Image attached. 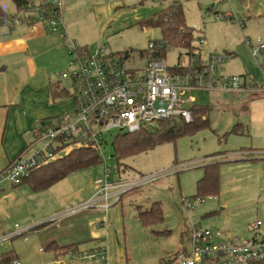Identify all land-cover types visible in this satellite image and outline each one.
<instances>
[{
    "label": "rangeland",
    "instance_id": "rangeland-1",
    "mask_svg": "<svg viewBox=\"0 0 264 264\" xmlns=\"http://www.w3.org/2000/svg\"><path fill=\"white\" fill-rule=\"evenodd\" d=\"M40 1L32 0L34 5ZM74 1L62 0L67 5L62 11L67 10L63 18L66 25L76 26V31L84 36L82 40L75 38L76 43L87 46L90 51L105 45L109 53L128 52L133 61L126 60L128 67L141 65L142 62L137 63L140 52L148 47L149 42L162 40L159 27H142L139 22L149 20L157 11L176 1L182 7L184 22L192 28L195 55L205 58L209 54L225 56L226 53H234L223 63L221 74L239 76L241 84L243 78L257 86L263 84L261 67L252 57L244 37L253 44L257 39L264 41V0ZM213 4L219 11L230 12L237 21H242V27L227 17L215 20L208 14V8ZM94 5L105 6L100 8L106 17L102 30L95 21ZM0 7L9 15L16 11L12 0H0ZM198 36L203 37V43H199ZM179 53H182L181 62L189 56L183 49L168 48L164 58L166 63L170 66L175 64ZM67 71H70L68 65ZM61 86L70 89L69 78L62 79ZM262 94L264 92L250 95L241 92L235 96L227 91L193 90L186 95L195 99L193 104L206 107L205 121L197 122L198 127L194 131L182 133L174 141L121 158L114 155L112 142L124 131L105 132L101 135L99 147L101 162L75 171L59 181L56 185L60 186L59 194L61 197L65 192L71 197L91 194L95 191L94 180L103 177L106 167L110 170L111 181L163 172L153 181L125 193L121 203L112 204L109 208L120 217L128 264H164L165 260L172 258L178 246L185 243L191 224L221 231L226 238L249 237L254 230L264 236V156L243 149L250 147L253 140L261 135L256 127L259 126L257 121L264 119V98L249 96ZM245 103L250 104L246 112ZM251 121L256 123V127L250 126ZM151 125L156 127L158 124ZM207 164H216V194L203 196L201 203H195L191 210H187L183 200L195 201L197 197L194 196L200 194L197 182L204 176ZM1 188L6 192L3 193ZM20 190L6 181L0 183V236L14 224L24 227V217L31 215L33 201L28 202ZM154 203L158 204L161 215L155 213L156 218L150 219L146 214V218L141 220L138 213L150 211ZM256 221L260 226L252 229L250 223ZM13 246L22 264L81 263V259L74 255L59 256L54 260L52 252L44 250V254H39L37 248L34 252L20 253L21 249L28 248L24 242H13ZM85 248L81 246L80 249ZM42 257L45 258L40 260Z\"/></svg>",
    "mask_w": 264,
    "mask_h": 264
},
{
    "label": "built area",
    "instance_id": "built-area-1",
    "mask_svg": "<svg viewBox=\"0 0 264 264\" xmlns=\"http://www.w3.org/2000/svg\"><path fill=\"white\" fill-rule=\"evenodd\" d=\"M63 7L62 0H42L39 4L31 3L20 8L12 15L0 17V25L9 27L27 20L45 21L52 33L59 32L67 40L68 53L72 55L68 62L70 71H63L60 76L69 78L74 100L72 109L62 114L55 123L37 122L33 126L32 143L0 171V183L6 181L10 185H17L35 168L60 157L73 147L91 146L99 153L101 135L111 130L135 132L162 121L190 123V108L195 99L186 94L193 90L264 92V41L257 39L253 44L248 37H244L252 57L261 67V86H247L243 82L241 84L239 76L221 74L223 63L230 59L228 54H209L202 58L193 52L184 62L179 60L178 55L177 62L170 66L164 58L156 55L163 49L162 42H149L147 50L138 56L137 63L142 62L141 65L128 67L126 60L133 62L129 53L123 58L122 54L107 52L105 45L90 51L87 46H79L70 38L61 21ZM208 14L215 20L230 18L242 26V21H237L230 12L219 11L214 4L208 8ZM198 37L199 43H203V37ZM109 174L110 170L106 167L103 177L94 180L95 191L88 199L38 224L22 228L15 224L12 231L1 236L0 241L18 236L27 239V233L38 225L76 212L89 209L107 211L125 193L153 181L163 172L117 181H111ZM202 201L203 198L197 197L195 201L183 200V204L187 210H191L195 203ZM259 226V221L250 223L252 229ZM184 242L167 264H257L264 261V236L256 230L249 237L226 238L221 231L191 224ZM67 254L78 256L84 264H107L103 247L86 252L70 248ZM10 264L22 262L13 258Z\"/></svg>",
    "mask_w": 264,
    "mask_h": 264
},
{
    "label": "crops",
    "instance_id": "crops-1",
    "mask_svg": "<svg viewBox=\"0 0 264 264\" xmlns=\"http://www.w3.org/2000/svg\"><path fill=\"white\" fill-rule=\"evenodd\" d=\"M66 6L64 3L65 8ZM103 7L105 6L94 5V17L100 30L103 29L106 22L104 12L100 9ZM65 12L61 11V19L64 18ZM61 25L60 23L59 27ZM64 26L70 38L74 40L75 38L78 40L84 38L76 31V26L71 27L66 23ZM225 26L229 27L227 24ZM68 44L59 32L52 33L45 21H24L22 24L12 27L0 25V171L25 148L29 147L33 141L32 128L37 122L55 123L62 114L72 109L74 100L71 97V88L61 86V80L66 78L60 76L61 72L67 70L69 62L67 51L70 49ZM226 54L230 57L234 55V53ZM246 80L249 79L243 78L242 82L247 86L253 84ZM234 95L239 96L240 93H234ZM249 97L264 98V94ZM244 107L245 112L249 111L250 104L245 103ZM252 124L256 127V123L251 121L250 126ZM257 124L259 126L256 128L261 135L256 141L253 140L250 147H243V149L245 152L252 151L256 152V155L264 156V119L257 121ZM59 181L40 191H32L24 183L10 185L14 188H21L19 193L23 194L28 202L33 201L30 209L31 215L24 217L22 223L24 227L38 224L70 206L88 199L93 194L91 192L85 197L83 194L71 197L65 192L66 194L61 197L60 186H56ZM1 190L3 193L6 192L4 188ZM119 222L120 217L115 212H110L109 209L107 211L89 209L76 212L43 223L40 227L30 230L26 235L27 239L18 236V239L14 237L10 240L0 241V258L3 255H10L19 259L13 242L20 241L28 247L26 250H20V253L23 254L34 252L37 248L39 254H44L42 253L44 250L52 252L53 259L57 260L59 256L68 254L56 255L51 247L52 244H57L58 247L72 246L71 248L76 251L83 252L103 247L107 254V264H128L125 238L122 236ZM117 223L118 226H116ZM13 228L7 229L1 236L12 231ZM81 246L87 248L80 249ZM44 258L42 257L40 260ZM83 262L81 260V263L77 262V264H83Z\"/></svg>",
    "mask_w": 264,
    "mask_h": 264
},
{
    "label": "trees",
    "instance_id": "trees-1",
    "mask_svg": "<svg viewBox=\"0 0 264 264\" xmlns=\"http://www.w3.org/2000/svg\"><path fill=\"white\" fill-rule=\"evenodd\" d=\"M12 2L15 5V10L27 7L29 4L33 3L32 0H12ZM5 15L9 14L4 12L0 7V17ZM27 21L30 22L29 20ZM139 24L142 27L150 26L160 28L162 35V40L160 42L163 43V49L156 53V55L160 58H165L166 51L170 47H175L178 50L183 49L184 53L187 55H192L193 50L196 48L192 45V28L188 27L184 22L182 7L180 4L176 3V1L157 11L149 20L140 21ZM146 50L147 49H144L142 52H145ZM127 54L128 52H124L122 57H126ZM181 55L182 53H179V56ZM190 109L192 116V121L190 123H182L177 120L173 122L162 121L159 122L156 127H144L135 132L124 131L123 134L117 135L112 142L114 155L117 158H121L127 155L144 152L157 144L166 141H174L182 133L194 131L198 127L197 122H203L206 120L203 119L206 107L194 104ZM99 162H101V157L95 148L84 145L73 147L60 157L35 168L19 184L24 183L32 191H40L75 171L92 166ZM215 165L216 164H207L204 166L205 174L197 182L198 192L200 194L195 195L194 197L203 198L205 195L216 194L218 187V173ZM155 213L159 214V216L161 215V211L157 203H154L153 208L150 211H143L138 214L140 219L143 220V218H146V214L150 216V219H155ZM41 225H38L35 228H38ZM51 247L56 252V255H59L67 253L72 246L58 247L57 244H52ZM12 259L13 257L10 255H3L0 258V264H10ZM168 262L169 260H165L164 264H167Z\"/></svg>",
    "mask_w": 264,
    "mask_h": 264
}]
</instances>
